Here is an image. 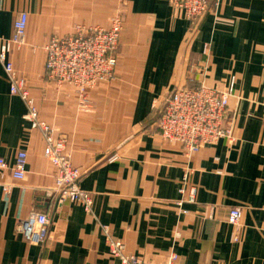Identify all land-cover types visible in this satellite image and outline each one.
Here are the masks:
<instances>
[{"label": "crops", "instance_id": "0c3cea01", "mask_svg": "<svg viewBox=\"0 0 264 264\" xmlns=\"http://www.w3.org/2000/svg\"><path fill=\"white\" fill-rule=\"evenodd\" d=\"M21 12L29 15L26 43L10 59L27 79L38 122L68 136L93 206L87 212L78 203L58 204L45 134L27 118L25 100L10 92L0 62V157L12 166L20 150L28 152L23 180L0 171V264H119L108 236L154 264L173 253L177 264H264V0H220L195 29L169 0H0L1 39L12 37ZM118 14L116 78L98 84L90 110L82 111L71 86L47 80L45 46L78 23L109 28ZM232 78L234 140L190 158L163 140L159 114L175 86L224 87ZM189 167L197 200L179 204ZM237 205L244 209L239 242L228 223ZM32 210L51 219L39 245L17 229Z\"/></svg>", "mask_w": 264, "mask_h": 264}, {"label": "built area", "instance_id": "2783aa9c", "mask_svg": "<svg viewBox=\"0 0 264 264\" xmlns=\"http://www.w3.org/2000/svg\"><path fill=\"white\" fill-rule=\"evenodd\" d=\"M220 0H169L170 5L182 10L192 26L197 28L213 5ZM29 15L21 12L14 21L13 35L8 40L0 38V62L4 64L10 81V92L25 100L30 112L27 118L33 127H40L45 134V157L52 163L55 172V195L58 204L66 201L78 203L91 212L93 195L81 188L84 171L73 162L68 150V136L53 127L38 122L39 111L35 97L27 79L21 76L10 59L15 47L26 43ZM122 31V18L115 16L109 28L99 25L76 24L66 35H53L45 46V74L56 87L71 86L82 111L90 110V93L101 82H111L116 78L118 66L117 50ZM206 53L208 51L206 50ZM236 93L235 78L226 89L210 87L204 81L198 85L175 86L165 98L158 119L161 137L180 146L187 157L196 154L207 145H215L219 140H234L233 117L230 116V98ZM115 158V157H113ZM112 158V159H113ZM28 152L20 150L14 165L0 157V171L10 170L13 178L23 180L27 173ZM192 170L186 168L179 189V204L195 203L198 187L190 182ZM7 192L10 188H6ZM242 206L229 210L228 222L235 229V242H239L242 230ZM51 219L48 213L32 210L18 224V232L30 244L39 245L46 241L50 233ZM108 227L105 228L107 230ZM108 232V230L106 231ZM108 234V233H107ZM110 255L119 264H154L134 254H128L123 241L108 236ZM178 256L173 253L164 264H177Z\"/></svg>", "mask_w": 264, "mask_h": 264}, {"label": "rangeland", "instance_id": "374dc122", "mask_svg": "<svg viewBox=\"0 0 264 264\" xmlns=\"http://www.w3.org/2000/svg\"><path fill=\"white\" fill-rule=\"evenodd\" d=\"M121 16V15H120ZM205 17V16H204ZM79 24V23H78ZM81 24H86V23H81ZM76 25V24H75ZM111 25V24H110ZM230 84V83H229ZM229 84L228 85H225L224 87H222V89H226L228 86H229ZM210 87H216V86H210ZM232 98V97H231ZM231 98H230V100H231ZM228 112H229V114H230V116H232V114H231V109H230V104H229V110H228ZM233 136H234V131H233ZM235 138V137H234ZM164 140V139H163ZM222 140V139H221ZM220 141V140H219ZM219 141L216 143V144H218L219 143ZM168 142V141H167ZM174 144V143H173ZM215 144V145H216ZM207 146H213V145H207ZM182 151V150H181ZM183 152V151H182ZM183 154H184V152H183ZM185 155V154H184ZM186 156V155H185ZM187 157V156H186ZM187 158H190V157H187ZM190 168V167H189ZM191 170H192V173H193V169L192 168H190ZM186 170V169H185ZM191 173V174H192ZM229 223V222H228Z\"/></svg>", "mask_w": 264, "mask_h": 264}]
</instances>
